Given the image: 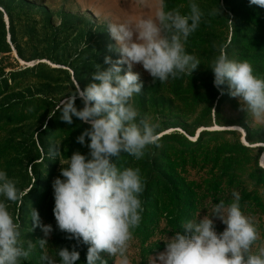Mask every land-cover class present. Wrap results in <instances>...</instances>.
Here are the masks:
<instances>
[{
  "label": "rangeland",
  "instance_id": "obj_1",
  "mask_svg": "<svg viewBox=\"0 0 264 264\" xmlns=\"http://www.w3.org/2000/svg\"><path fill=\"white\" fill-rule=\"evenodd\" d=\"M195 2L205 15L185 45L201 63L192 75L162 84L154 82L142 66L133 68L143 83L133 103L158 126L159 147L149 146L141 160L126 153L114 160L118 167H139L146 179L142 221L151 224V232L144 236L142 224L133 232L130 264H149L151 257L164 250H155L168 237L159 234L164 223L154 220L160 218L162 205L174 216L172 188L180 183H189L191 189L213 182L239 185L241 208L258 224L256 247L264 246V123L240 110L227 84L221 86V94L210 68L223 47L230 59L249 61L254 73L264 77V8L250 0ZM189 3L163 0L165 11L177 9L181 14L190 11ZM160 7L161 0H0V170L17 181L21 194L16 202L2 196L0 200H5L20 225L23 246L27 249L29 240L36 245L23 264H41L45 252L58 262L57 249H71L75 243L56 227L52 183L62 165L59 159L49 158V149L60 142V159L77 150L86 154L88 149L76 137L89 126L76 118L71 125L63 122L57 111L60 101L74 91L77 82L81 89L93 82L96 65L101 70L110 67L104 63L106 56L113 61L120 58L107 29L109 22L134 23L154 17ZM217 7L221 16L209 15ZM122 68L123 74L127 65ZM76 105L82 107L79 99ZM197 196L196 216H203L216 202L204 207ZM32 208L43 224L53 227L44 250L36 243L43 232L39 227L32 231ZM87 247L78 248L76 264H87ZM101 256L107 264H118L115 257Z\"/></svg>",
  "mask_w": 264,
  "mask_h": 264
},
{
  "label": "clouds",
  "instance_id": "obj_2",
  "mask_svg": "<svg viewBox=\"0 0 264 264\" xmlns=\"http://www.w3.org/2000/svg\"><path fill=\"white\" fill-rule=\"evenodd\" d=\"M250 3L264 8V0ZM189 8L187 14L177 9L165 11L161 0L154 17L134 23L109 22L107 29L120 58L113 61L106 56L104 63L110 67L101 70L96 65L93 82L84 89L77 82L74 91L60 101L57 111L63 122L71 125L76 118L89 126L76 137L88 152L77 150L60 159V142L49 149V158L59 159L62 165L52 183L56 227L75 243L71 249H57L58 262L45 252L41 264H76L81 245L88 246L87 264H107L101 253L117 258L118 264H130L129 242L142 222L146 179L139 167H118L114 160L122 153L141 160L149 146L159 147L158 126L133 103L143 88L140 74L133 68L142 66L154 82L162 84L192 75L201 63L185 45L205 14L195 0H190ZM209 15L221 16V8H214ZM123 65L127 71L122 74ZM210 68L221 94V86L227 84L228 94L239 100L240 110L264 123V77L254 73L252 64L230 59L222 47ZM77 99L82 107H77ZM16 183L0 170V196L8 202L20 199ZM232 197L230 203H213L203 216L199 213L181 221L179 230L164 241V250L151 257L149 264H264V246L256 247L260 240L257 221L242 210L238 192L233 191ZM5 200H0V264H23L36 245L29 240L27 249L23 246L20 225ZM31 220L32 231L39 227L43 232L36 243L44 250L53 227L43 224L34 208ZM217 220L225 226L222 231L217 230Z\"/></svg>",
  "mask_w": 264,
  "mask_h": 264
},
{
  "label": "trees",
  "instance_id": "obj_3",
  "mask_svg": "<svg viewBox=\"0 0 264 264\" xmlns=\"http://www.w3.org/2000/svg\"><path fill=\"white\" fill-rule=\"evenodd\" d=\"M262 60H264V54L261 56ZM173 190V196H175V210H174V216L171 217L166 208L165 205L160 206L161 214L160 218L158 216L157 220H154V222H160L162 221L164 224L162 228H160L159 234L162 237H169L173 235L175 230H179L180 222L186 219H191L196 216V210L198 209L197 206V198L201 196L202 201H200L201 206H206L208 202H216L218 203L220 200H224L226 203H230L233 199L232 194H229L231 191L235 190L236 192H239L241 188H239V185L234 186V184H227L225 187L223 184H218L216 182L206 184L204 186H199L196 188H190L189 183H180L172 188ZM165 193H170L169 190H164ZM158 194V192H156ZM155 194V195H156ZM160 201H164L165 199L160 197ZM199 203V202H198ZM163 214V215H162ZM160 219V220H158ZM219 222L216 221L217 224V230L222 231L223 228L219 227ZM142 228L141 231L147 238L149 237V233L151 230H149L150 223H146L144 220L141 222ZM147 224V226H146ZM224 226V225H223ZM135 229L134 231L138 232L140 230ZM165 247V242L160 243L157 245V248L155 250H159ZM144 256V255H143ZM132 264H135V262H132Z\"/></svg>",
  "mask_w": 264,
  "mask_h": 264
}]
</instances>
